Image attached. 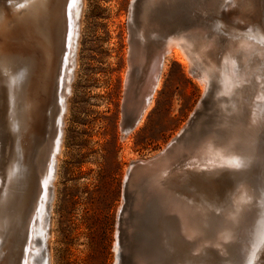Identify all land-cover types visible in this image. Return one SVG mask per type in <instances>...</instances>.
I'll use <instances>...</instances> for the list:
<instances>
[{
	"label": "rangeland",
	"instance_id": "obj_1",
	"mask_svg": "<svg viewBox=\"0 0 264 264\" xmlns=\"http://www.w3.org/2000/svg\"><path fill=\"white\" fill-rule=\"evenodd\" d=\"M161 1L163 0H144L145 3H150L149 6ZM213 1L181 0L182 5L166 13H159L158 19L162 18L163 23L170 17L172 25L169 31L190 50L192 61L186 69L179 61L169 60L160 88L156 92L154 105L147 113L143 125L133 131L131 137L123 139L121 120L126 79H123V72L124 77H127L129 72L131 79L135 77L132 80L138 84H134L133 88L142 83L144 80L142 74L145 73L133 71L138 66L136 63L129 67V52L135 41L132 33L134 15L131 13L133 0H82L75 52L76 66L70 83V94L66 99L62 148L58 157L56 178L50 184L53 194L52 206L50 209L47 205L44 209L42 228L38 226V218L36 222L33 220V227L38 235L36 245L30 244L32 245L30 251L38 258L33 264H45L44 256L48 249L51 264H163L164 261H171L170 264L185 262L204 264L205 259L206 264H264V249L259 241L262 238L260 237L262 221L264 222V146L261 145L254 161L238 168L212 164L209 168H213V171L206 180L197 178L192 180L193 185H190L188 177L184 179L192 170V166L206 161L200 153L205 145L213 143L218 146L227 136L223 128L222 102L218 101L220 94L216 81L212 91L210 113L201 138L203 145L197 146L191 156L181 158L180 162L171 166L168 169L169 181L162 184L169 189L170 195L177 199L183 196L180 199L184 200L183 204L187 207L202 210L203 217L211 224L205 222L202 231L196 229L197 232L191 235L180 227L175 228V243L180 245L181 242H186L184 247L182 244L181 246L173 244L177 245L178 250L181 248L179 254L164 260L147 259L139 253L142 243L147 238L144 222L140 220L145 213L142 203L150 181L140 179L139 187L131 200L132 204L125 209L124 183L131 161L149 157L162 150L186 124L197 103L208 90L207 81L203 88L195 78L197 75L206 80L208 76L203 65L204 60L198 57L199 49L206 52L217 67L225 45L236 37V32H239L240 23L235 15L229 14L230 7H216ZM156 7L161 8L157 5ZM262 9L263 7L261 12H264ZM162 22L157 23L156 28L161 25L167 26ZM251 32L254 30L251 29ZM148 53L151 54V51H146L147 59L150 55ZM5 154L0 158V177L8 157ZM132 156H136L137 159L131 158ZM242 166L244 168H241ZM223 176L239 179L220 191L216 187H211L212 183ZM243 186L251 193L247 206L244 207L245 212L243 211L241 221L230 227V235L221 238L220 233L223 230L221 225L227 223L228 210L233 204L230 199L233 201L237 194L233 192ZM203 198L208 200L205 201ZM220 207L222 209H219ZM174 214L172 210L167 212L168 216ZM206 231L210 232H207V236L212 232L213 238L205 236ZM206 249H209V252ZM242 249L247 251L242 252ZM6 252L11 251L7 248ZM200 253L203 255L198 256ZM194 257L195 259H192ZM165 262L164 264H167Z\"/></svg>",
	"mask_w": 264,
	"mask_h": 264
},
{
	"label": "bare ground",
	"instance_id": "obj_2",
	"mask_svg": "<svg viewBox=\"0 0 264 264\" xmlns=\"http://www.w3.org/2000/svg\"><path fill=\"white\" fill-rule=\"evenodd\" d=\"M79 1L82 6V0H0V158L5 152L8 153L5 154L8 157L7 161L6 158L4 159L6 163L4 168L2 167L0 177V264H33L35 259L38 260L30 251L31 246L36 245L38 236L33 227V220L36 222L38 218V226L42 228L44 209L47 205L50 209L52 206L53 194L50 184L56 178L66 113V107L64 112H60V83L65 70L69 67L72 47L75 46L76 52L78 44L81 13V11L77 13ZM212 3L216 7H230L229 14L236 16L240 29L236 32V37L225 45L219 66L216 67V63L212 62L202 49L198 51V57L204 60L206 73H212L217 83L218 94H220L218 101L222 102L223 128L227 135L225 140L217 144L218 146L213 143L205 145L200 153L206 161L201 163L207 166L218 164L238 168L254 161L260 152L261 145L264 146V12H261V7L264 10V0H214ZM166 11L168 12L167 8L159 9L144 2L134 14L132 33L135 41L129 52V67L136 63L138 66L133 71L135 73L145 71V73H141L144 75V80L140 75L142 83L133 88L134 84H138L132 80L135 77L131 79L130 72L127 77H124L125 72H123V79L126 78L125 85L128 83L130 86L127 94L129 114L136 113L145 93L149 90L150 98L143 107L142 115L133 130L127 133L122 131L123 139H127L133 131L143 125L147 113L154 105L155 95L160 88L169 60L179 61L186 69L192 61V54L182 41L168 42L166 51L162 55L156 50L158 44L164 40V35L157 33L156 29L157 23L162 22V18L158 19L159 13H166ZM225 16L228 17V15ZM171 23L172 21L168 18L163 25L167 24L166 27L170 30ZM251 29L254 32H251ZM147 50L151 51V54L148 53L150 54L149 57L147 56L148 59L145 54ZM147 60L148 63L145 62ZM238 62L242 66L241 69ZM75 66L76 62L73 65V72ZM195 78L202 87L206 85L204 78L197 75ZM160 173L161 169L156 166L143 176L148 182L150 181V188H154L152 184L155 179L160 178ZM236 179L233 176H223L212 183V186L220 191L230 187ZM233 193L237 194L233 195L235 196L233 201L232 198L230 199L233 204L228 210L227 223L225 225L218 223L223 226L221 238L228 237L230 227L241 221L244 207L247 206V201L251 197L246 186ZM166 195L145 196L142 203L145 213L140 221L144 222L147 238L142 243L139 253L147 259L164 260L176 257L181 248L179 247L178 250L177 245H173L177 243H175L174 229L180 227L191 235L197 232L196 229L202 231L205 222H208L203 217L202 210H194L183 204L184 200L180 199L183 196H178L177 199L172 195ZM189 199L187 200L190 201ZM199 200L201 201L200 198ZM199 200H197L198 204ZM254 208L256 210V207ZM171 210L175 214L168 216L167 212ZM205 216L207 217V214ZM211 222L214 221L211 220ZM262 223L260 232L262 238L259 241L264 249V222ZM209 231H206L204 235L207 236ZM254 234L253 232L252 235ZM212 235L211 232L210 236ZM185 243V241L181 242L182 246ZM181 244L178 245L181 246ZM7 248L10 249V253L6 252ZM44 260L45 264H51L49 249ZM168 262L165 263L168 264ZM199 263L202 264V262Z\"/></svg>",
	"mask_w": 264,
	"mask_h": 264
},
{
	"label": "water",
	"instance_id": "obj_3",
	"mask_svg": "<svg viewBox=\"0 0 264 264\" xmlns=\"http://www.w3.org/2000/svg\"><path fill=\"white\" fill-rule=\"evenodd\" d=\"M144 0H133L131 4V13L132 15L136 14V11L141 7ZM147 5H149L147 3ZM159 6L161 8H167L168 10L174 9L175 7L182 5L181 0H163L158 4H154L153 6ZM81 11V1L77 4V13ZM170 14V13H169ZM170 18V17H169ZM171 20V19H170ZM157 33L160 35H164V40L158 44L157 51L160 54H164L166 51L167 43L171 41H181L178 37H174L171 34V31L166 26L157 27ZM75 46L73 45L71 50V60L69 62V67L65 70V74L63 75L60 83V93H61V102H60V112L65 111L66 107V99L69 95V85L73 80V65L75 63ZM212 73L208 74L206 77V81L208 82V90L203 95L202 99L197 103L194 108L192 114L188 118L186 124L180 129V131L166 144V146L160 150L158 153L153 154L146 158H140L137 160L131 161L129 167L126 172V179L124 183V193H125V201L126 206H131L132 197L134 193L137 191L138 183L140 179L146 180L143 177L147 174V171L155 168L156 166L161 169L160 178L155 179L154 188H150L145 190L147 197H153L155 195L165 196L166 194L170 196L169 189L163 186L162 184L168 180V169L173 166L175 163L180 162L181 158H187V156H191L195 153L196 147L199 145H203L202 135L205 132V125L207 118L210 113V107L212 105V91L215 85V79ZM130 86L127 83L125 85V94L122 103V120H121V129L123 132L127 133L133 130L137 120L140 118L143 112V107L149 101L150 92L147 91L136 111V113L129 114L128 112V90ZM212 89V90H211ZM148 95V96H147ZM146 97V98H145ZM58 134V138H59ZM58 140V139H57ZM192 164V163H191ZM192 166V165H191ZM192 170L184 177V179H189V184L193 185V181L197 178L204 179L209 176L213 168H209L206 164H197L191 167ZM221 179V178H219ZM218 180V179H217ZM216 180V181H217ZM181 181V180H180ZM182 182V181H181ZM179 187V186H178ZM211 187L212 184H211ZM160 189V190H159ZM166 195V196H167ZM144 196V197H145Z\"/></svg>",
	"mask_w": 264,
	"mask_h": 264
}]
</instances>
